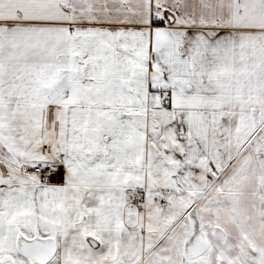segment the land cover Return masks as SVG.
I'll list each match as a JSON object with an SVG mask.
<instances>
[{
	"label": "snow or ice",
	"instance_id": "obj_1",
	"mask_svg": "<svg viewBox=\"0 0 264 264\" xmlns=\"http://www.w3.org/2000/svg\"><path fill=\"white\" fill-rule=\"evenodd\" d=\"M0 264H264V0H0Z\"/></svg>",
	"mask_w": 264,
	"mask_h": 264
}]
</instances>
